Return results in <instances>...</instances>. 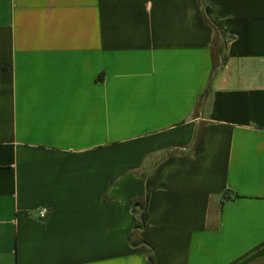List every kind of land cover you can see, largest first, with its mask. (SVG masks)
Masks as SVG:
<instances>
[{
	"label": "crops",
	"instance_id": "0c3cea01",
	"mask_svg": "<svg viewBox=\"0 0 264 264\" xmlns=\"http://www.w3.org/2000/svg\"><path fill=\"white\" fill-rule=\"evenodd\" d=\"M203 2L0 0V264L264 243V0Z\"/></svg>",
	"mask_w": 264,
	"mask_h": 264
},
{
	"label": "trees",
	"instance_id": "16d2710c",
	"mask_svg": "<svg viewBox=\"0 0 264 264\" xmlns=\"http://www.w3.org/2000/svg\"><path fill=\"white\" fill-rule=\"evenodd\" d=\"M201 2L204 4L203 0H201ZM210 12L211 10L209 9V7L206 8V13H210ZM148 185H150L149 180H148ZM134 213L138 219V223L135 229L141 230L145 227L146 222L149 218L147 212V199L144 202H140L134 206ZM140 243H145V242L141 241ZM133 245H138V243L134 242ZM148 247L150 248V251L148 253V261L150 264H154V260L151 253V247L149 245ZM259 257H264V243L254 248L252 251L248 252L247 254H245L244 256H242L232 264H248Z\"/></svg>",
	"mask_w": 264,
	"mask_h": 264
},
{
	"label": "built area",
	"instance_id": "2783aa9c",
	"mask_svg": "<svg viewBox=\"0 0 264 264\" xmlns=\"http://www.w3.org/2000/svg\"><path fill=\"white\" fill-rule=\"evenodd\" d=\"M45 215H46V212H43V213L41 214L42 217H45Z\"/></svg>",
	"mask_w": 264,
	"mask_h": 264
}]
</instances>
